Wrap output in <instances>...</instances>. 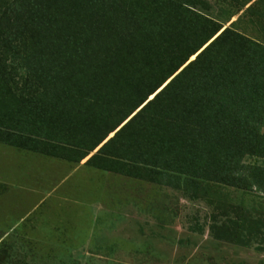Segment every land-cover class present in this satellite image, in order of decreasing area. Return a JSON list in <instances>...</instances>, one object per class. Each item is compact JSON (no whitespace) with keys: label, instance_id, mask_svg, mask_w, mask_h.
I'll list each match as a JSON object with an SVG mask.
<instances>
[{"label":"rangeland","instance_id":"rangeland-1","mask_svg":"<svg viewBox=\"0 0 264 264\" xmlns=\"http://www.w3.org/2000/svg\"><path fill=\"white\" fill-rule=\"evenodd\" d=\"M22 2L47 12L0 0V264H264V0Z\"/></svg>","mask_w":264,"mask_h":264},{"label":"trees","instance_id":"trees-1","mask_svg":"<svg viewBox=\"0 0 264 264\" xmlns=\"http://www.w3.org/2000/svg\"><path fill=\"white\" fill-rule=\"evenodd\" d=\"M13 7L15 8L16 11H14V9H13L10 12H8L7 14H5V17H4V19H5L4 21L6 22L5 24L8 25V26H12V23L10 22L12 19H19V20H26V21L31 20L32 13L29 10V7H36L37 9H40V10L44 11V14L47 12L44 8L39 7V5H36V4L34 5V3L29 4V5H25L22 2V0L21 1L18 0V3L13 4ZM36 27H39V24H37ZM9 33L10 32H6L4 35L8 36ZM11 48L12 49L10 51L12 52V54L16 55V57L20 56V54H21L20 53V49H19V51H17V49L15 47H11ZM31 65L32 64H30V66ZM46 68H48V66H46ZM77 71L78 70H75V68L74 69H65L64 71L61 72L62 75L60 76V78H62L65 75L66 76H70L68 79L71 81L70 83L73 82V87H74L76 82L79 80V77L81 76L80 72H77ZM184 71L182 72V74L184 73ZM38 72L39 73H35L34 75L39 77V83L40 82L45 83L48 80V78H49L48 74L46 72H44V71H41V70H38ZM29 77H31L30 74H29L28 78ZM32 77H33V75H32ZM226 86L229 87L228 85H226ZM159 88H161V85L158 86V89ZM233 88H234V85L232 86V91H231L232 95L234 93ZM72 90L74 91L75 89L73 88ZM154 91H155V89L152 92L150 91L149 94L153 93ZM161 91H162V89L160 90V92ZM243 92L246 93V95L253 100V106H254V108L257 111V117L262 119L264 117V73L261 74L260 77H258V78L254 77V78H251V79L245 81L244 82ZM158 94H156L155 97ZM143 100L146 101V102L142 106V109L145 107V105L147 106L148 102H150V100H147V97H145ZM226 105L228 107L231 106L233 111H235L238 115H242L241 117L243 118V121L246 124H249L252 127H254V125L256 123V119H254L253 115L249 114V109L248 108H246V107H237L236 102H229V103H226ZM192 122L197 124L196 118H192Z\"/></svg>","mask_w":264,"mask_h":264}]
</instances>
